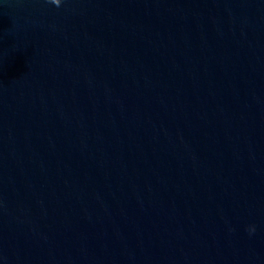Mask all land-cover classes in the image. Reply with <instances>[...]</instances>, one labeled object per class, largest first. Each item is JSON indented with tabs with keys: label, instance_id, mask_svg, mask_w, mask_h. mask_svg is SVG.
<instances>
[{
	"label": "water",
	"instance_id": "obj_1",
	"mask_svg": "<svg viewBox=\"0 0 264 264\" xmlns=\"http://www.w3.org/2000/svg\"><path fill=\"white\" fill-rule=\"evenodd\" d=\"M0 264H264V0H0Z\"/></svg>",
	"mask_w": 264,
	"mask_h": 264
},
{
	"label": "clouds",
	"instance_id": "obj_2",
	"mask_svg": "<svg viewBox=\"0 0 264 264\" xmlns=\"http://www.w3.org/2000/svg\"><path fill=\"white\" fill-rule=\"evenodd\" d=\"M48 2L51 3V4H53V5H55V6H57V7H59L61 5L62 0H48ZM254 231H255V228L254 227H251L249 229V232L250 233L251 232H254Z\"/></svg>",
	"mask_w": 264,
	"mask_h": 264
}]
</instances>
